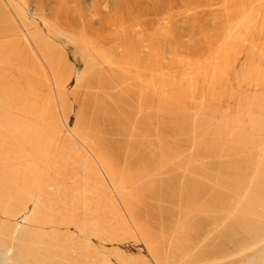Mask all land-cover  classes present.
Listing matches in <instances>:
<instances>
[{"label":"rangeland","instance_id":"obj_1","mask_svg":"<svg viewBox=\"0 0 264 264\" xmlns=\"http://www.w3.org/2000/svg\"><path fill=\"white\" fill-rule=\"evenodd\" d=\"M0 264H264V0H0Z\"/></svg>","mask_w":264,"mask_h":264},{"label":"bare ground","instance_id":"obj_2","mask_svg":"<svg viewBox=\"0 0 264 264\" xmlns=\"http://www.w3.org/2000/svg\"><path fill=\"white\" fill-rule=\"evenodd\" d=\"M29 207H32L31 205H29ZM33 208V207H32ZM69 255V254H68ZM69 258V257H68Z\"/></svg>","mask_w":264,"mask_h":264}]
</instances>
